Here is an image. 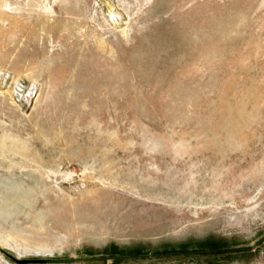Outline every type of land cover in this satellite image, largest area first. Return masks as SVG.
Instances as JSON below:
<instances>
[{
	"label": "rangeland",
	"instance_id": "374dc122",
	"mask_svg": "<svg viewBox=\"0 0 264 264\" xmlns=\"http://www.w3.org/2000/svg\"><path fill=\"white\" fill-rule=\"evenodd\" d=\"M0 246L264 264V0H0Z\"/></svg>",
	"mask_w": 264,
	"mask_h": 264
},
{
	"label": "water",
	"instance_id": "95a60500",
	"mask_svg": "<svg viewBox=\"0 0 264 264\" xmlns=\"http://www.w3.org/2000/svg\"><path fill=\"white\" fill-rule=\"evenodd\" d=\"M257 244H254L255 247ZM0 253L13 259L18 264H62V263H75L78 259L76 257H46V258H31V259H21L15 257L4 247L0 246Z\"/></svg>",
	"mask_w": 264,
	"mask_h": 264
}]
</instances>
